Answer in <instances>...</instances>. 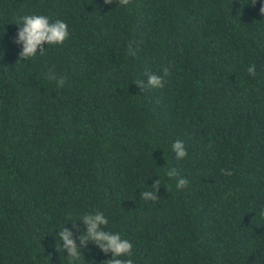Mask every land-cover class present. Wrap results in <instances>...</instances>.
I'll return each instance as SVG.
<instances>
[{
  "label": "trees",
  "instance_id": "1",
  "mask_svg": "<svg viewBox=\"0 0 264 264\" xmlns=\"http://www.w3.org/2000/svg\"><path fill=\"white\" fill-rule=\"evenodd\" d=\"M260 5L0 0V264H104L110 252L78 239L96 211L133 264H264ZM30 14L63 20L69 37L21 59L16 23ZM146 72L164 87L139 88ZM157 179L158 199H142ZM63 227L77 260L56 250Z\"/></svg>",
  "mask_w": 264,
  "mask_h": 264
},
{
  "label": "clouds",
  "instance_id": "2",
  "mask_svg": "<svg viewBox=\"0 0 264 264\" xmlns=\"http://www.w3.org/2000/svg\"><path fill=\"white\" fill-rule=\"evenodd\" d=\"M113 0H104V4H111ZM257 0H250L251 5H255ZM119 6H127L130 0H117ZM261 16H264V0H261L259 8ZM16 25H22L18 29L15 40L16 44L22 45V51L19 52V58L30 59L34 58L39 52L41 55L44 53L45 45H59L62 44L68 37V25L63 20H56L50 22L49 18L44 15L30 14L24 15L19 18ZM137 49H134L132 43L128 45V55L135 56ZM247 73L251 76L256 75L255 65H249L246 69ZM170 74V68L163 69V76ZM147 83L143 80L136 85L139 88H162L164 87V80L162 76L146 72ZM49 79L55 80L58 88L64 87L66 83L65 77H57L50 71ZM172 150L177 159H183L187 156V151L184 147L182 140H177L172 144ZM222 175L231 176L232 172L227 169H221ZM165 175L169 178L176 177V187L183 188L189 183L185 178L179 177L176 169H168ZM153 191H144L140 193V197L145 200L156 201L158 199L157 190L160 188V180L157 179L151 186ZM264 216V210L261 211ZM78 220H82L87 228L86 232H81L78 239L80 246H84L87 241H91L98 246L99 250L105 254L111 253L112 258L105 260L104 264H133L132 256V243L126 239H122L118 233H112L106 230L108 220L103 213L96 211L82 215ZM58 236L62 241L60 249L64 250L72 260L79 259L82 255L77 246L76 240L72 238V232L66 228H62Z\"/></svg>",
  "mask_w": 264,
  "mask_h": 264
}]
</instances>
